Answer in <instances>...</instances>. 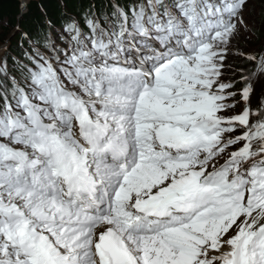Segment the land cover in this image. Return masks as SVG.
Returning a JSON list of instances; mask_svg holds the SVG:
<instances>
[{"label": "snow or ice", "instance_id": "6c2138e0", "mask_svg": "<svg viewBox=\"0 0 264 264\" xmlns=\"http://www.w3.org/2000/svg\"><path fill=\"white\" fill-rule=\"evenodd\" d=\"M84 26L0 43V264H264V0Z\"/></svg>", "mask_w": 264, "mask_h": 264}, {"label": "trees", "instance_id": "16d2710c", "mask_svg": "<svg viewBox=\"0 0 264 264\" xmlns=\"http://www.w3.org/2000/svg\"><path fill=\"white\" fill-rule=\"evenodd\" d=\"M127 2L128 0H120L121 4ZM110 11L111 0H29L27 10L18 17L19 0H0V42L20 20V30L15 32L9 49L10 55L20 54L23 51L20 46L23 31L28 32L31 38L51 34L55 31V25L63 26L69 18L75 19L80 26L85 28L84 18L86 16L92 13L107 14ZM22 43L28 44L27 40ZM246 66L254 68L252 65Z\"/></svg>", "mask_w": 264, "mask_h": 264}, {"label": "rangeland", "instance_id": "374dc122", "mask_svg": "<svg viewBox=\"0 0 264 264\" xmlns=\"http://www.w3.org/2000/svg\"><path fill=\"white\" fill-rule=\"evenodd\" d=\"M17 25H20L19 20L16 22L15 26L13 27V29L9 32V34H8V35L6 36V38H5V39H9V37H10L9 42H11V40L14 38V34H15V32H16L15 29H16V26H17ZM5 39H4V40H5ZM4 40H3V41H4ZM54 40H56L57 43H60V41H59L58 39H54ZM3 41H2V42H3ZM2 42H0V43H2ZM254 43L258 45V44H259V41H255ZM238 62H239V61H238ZM253 70H254V68H253Z\"/></svg>", "mask_w": 264, "mask_h": 264}]
</instances>
